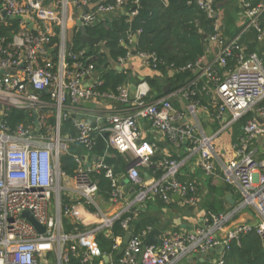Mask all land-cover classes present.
I'll list each match as a JSON object with an SVG mask.
<instances>
[{
	"label": "built area",
	"instance_id": "2783aa9c",
	"mask_svg": "<svg viewBox=\"0 0 264 264\" xmlns=\"http://www.w3.org/2000/svg\"><path fill=\"white\" fill-rule=\"evenodd\" d=\"M127 2L0 0L1 22L17 21L19 27L11 43L0 41V264H43L49 253H55L58 264H70L72 257L79 256L81 263L87 264L102 256L97 237L100 233L110 235L116 222H120L124 236L116 240L114 250L119 251L130 228L134 231L117 264H178L193 257L206 260L220 248L218 258L210 262L226 264L230 243H239L242 234L253 231L250 226L238 227L222 240L229 214H207L202 226L192 231H173L149 245L144 241L152 229L143 236L135 234V223L150 200L170 204L174 196H179L183 206L198 203V186L179 179L181 169L195 157L204 175L216 177L220 172L224 183L239 191L240 209L257 210L261 222L255 230L264 246V157H256L250 149L253 142H261L264 149V52L247 53L243 45L251 32L259 43H264V3L254 5L251 0H242L247 21L236 35L228 36L216 0H196L214 20L215 34L208 46L216 49V57L209 62L205 57L195 66H188L183 71L196 73L204 67L180 89L148 101L151 88L145 80L138 84L134 96L131 83L121 85L116 94L101 92L98 88L103 82L95 78L94 66L77 61L86 51L75 54L73 44H69L68 29L74 27L78 32V19L96 25L124 13ZM4 10L12 20L1 16ZM135 15L136 11L131 13V17ZM54 39H58L57 44H53ZM133 42L120 64L131 57ZM138 54L156 69L154 55ZM233 57L236 64L229 67ZM69 58L74 62L70 63ZM200 81L211 86L212 117L222 122L212 134L201 122L202 115L211 112L196 99ZM174 98L183 102L182 109L175 108ZM112 102H120L122 107L118 109ZM87 103L95 107L90 109ZM101 104L110 109L99 107ZM12 110L24 111L34 121L13 127L8 120ZM250 112L254 118L242 128L244 135L233 143L235 158L227 163L221 159L215 141ZM73 114L96 116L107 127L87 118L75 119ZM68 120H72L77 136L63 140V123ZM144 123L172 145H185L186 159L156 158L159 147L147 140ZM105 132L108 148L124 156L129 164L138 161L126 173L115 172L106 161L108 153H95L98 139ZM69 142L80 144L86 155H75L77 169L73 176L61 168V157L67 153ZM88 159H92L90 163ZM101 171L111 183L108 200L100 196L94 178ZM101 199L113 207L108 213L99 205ZM25 211L45 227L43 233L23 217ZM67 225L71 226L69 232Z\"/></svg>",
	"mask_w": 264,
	"mask_h": 264
},
{
	"label": "trees",
	"instance_id": "16d2710c",
	"mask_svg": "<svg viewBox=\"0 0 264 264\" xmlns=\"http://www.w3.org/2000/svg\"><path fill=\"white\" fill-rule=\"evenodd\" d=\"M251 1L254 5L264 3V0ZM228 2L229 0H216V9H218V5H222L224 8ZM135 11L136 15L131 17V13ZM225 14V23L228 29L229 22H231L230 25H233L234 21L227 16L226 12ZM10 22H1L0 25V41L4 40L5 45L12 42L19 28L17 21ZM238 32L231 34L228 29L227 34L234 36ZM214 34V20L210 19L198 6L196 0H128L125 4L124 13L117 16L112 15L89 30V35L101 39L103 46H83L80 34L76 32L73 37L72 50L75 54L85 50L86 53L83 58L77 61L84 65H93L95 72H101L103 85L98 88L101 92L116 94L121 85L131 82L132 79L128 73L118 71L114 65L119 64L120 59L127 57L132 45L131 42L136 37L137 42L134 45L137 53L154 55L157 60L155 71L164 77V82L154 77L146 78L151 88L147 100L152 101L165 96L163 94L165 85H170L169 93H172L197 77L192 70H183L190 65L195 66L207 57L209 46L203 35H207L209 39ZM249 39L252 43L248 48L244 47L247 53H252L256 51L259 42L255 33H252ZM57 43L58 39H54L53 44ZM69 62L73 63L74 60L69 58ZM149 64L152 66V59ZM235 64L236 60L233 57L229 60V67H234ZM210 87L207 81H200L197 86L196 99L200 100L201 105L208 107L210 112L214 114V109L211 107ZM261 106H264V102ZM252 118H254V113L250 112L234 126V142L239 141V138L244 135L242 128ZM8 120L10 125L14 127L18 123H32L34 118L24 111L12 110ZM66 129L70 130L73 138L77 136V130L73 126L72 120L66 121ZM73 144L77 145L78 143ZM81 149L80 147L79 154ZM95 153L100 156L108 153L110 156L106 157V161L114 167L115 172L118 174L126 173V158L108 148V143L102 136L98 139ZM61 168L65 173L73 176L77 169L75 155L64 154L61 157ZM94 178L98 181L100 196L108 200L111 193V183L105 177L104 171L95 173ZM225 190L234 192V188L229 185L226 189L210 188L204 201L207 214L218 216L228 214L227 205L229 203L224 198ZM138 222L135 223V234L143 236L150 229L157 228V222L152 219ZM70 230L71 226L67 225V231ZM123 236L120 222H116L110 235L100 233L97 237V243L102 256L95 257L87 264H100L104 261V255L111 258L112 261L109 264H117L122 255H118V251L113 248L116 240ZM70 264H82L81 257H72ZM198 264H207V262L202 263L199 260ZM226 264H264V246L255 229L242 234L239 243L236 241L230 243Z\"/></svg>",
	"mask_w": 264,
	"mask_h": 264
},
{
	"label": "crops",
	"instance_id": "0c3cea01",
	"mask_svg": "<svg viewBox=\"0 0 264 264\" xmlns=\"http://www.w3.org/2000/svg\"><path fill=\"white\" fill-rule=\"evenodd\" d=\"M238 4H239L240 11L237 14L238 19L237 21H234L233 25L239 29L238 31H240L244 27L246 20H245V14L243 13V8H242V0H238ZM218 10L222 14L223 16L222 20L226 26V23H225L226 14H225L223 6L218 5ZM227 31L228 29L226 26V34H227ZM251 34L252 32L249 33L246 40L243 41V45L246 46V48H248L249 45L252 43L251 39H249ZM227 35L231 36L230 34H227ZM134 44H135V41L133 42L132 50L136 49ZM101 46L103 45L101 44ZM255 52H258V53L264 52V43H257ZM216 53H217L216 49L211 48V54L210 56L207 55L205 61H208V62L213 61L214 58L216 57ZM131 54H132V51H131ZM114 66L118 71L125 72L130 75L132 81L129 83L131 84L139 76L144 77L145 81H147L146 80L147 77H154V78L159 79L160 81L164 80V77L161 76V74H159L155 70L151 69L146 64V62L139 56L138 53L136 55L132 54L131 57L127 58L123 63L115 64ZM94 76L95 78L101 79V72H95ZM173 105L175 106L176 109L183 108V102L178 98L173 99ZM99 107L110 109V106H107V104H101L99 105ZM113 111L117 112L118 109L113 108ZM89 112L91 114L92 111H89ZM214 121H215V118L212 117V113H207V114L202 115L201 122H205L208 125V128L210 131H211ZM203 128L206 130L204 126ZM150 131H152V129L149 127L147 129V136ZM226 131H229V136H226L228 143H226V145L223 147V150H222L223 158H221L225 162L231 161L235 158V152L233 150V143H235L233 141L234 126ZM224 133L226 132L224 131L217 138H219ZM154 134L157 139L155 143L159 147V153L156 155L157 156L156 158L167 156L175 160L186 159L187 154H186L185 145H182L181 147H176L172 145L171 143H169L166 137L163 136L162 134L156 133V131H154ZM250 149L256 154V157L258 158L264 157V149H263L261 142L251 143ZM80 154L83 157L86 156L83 148L80 150ZM91 160L92 159H88V162L90 163ZM182 169L179 174L180 181L184 183L194 182L198 186L200 198H199L198 203L195 206H183L180 203V199L179 200L174 199L175 201L170 204H165L159 200H150L145 205L144 207L145 209H147L151 203L155 205L154 207L155 211L151 213V215L154 218V220L158 223L157 228L162 232L160 239H162L164 236L168 235L169 233L175 231V229H180L181 231H192L193 229L199 226H202L204 224V219L207 215V212L204 208V201H205L207 194L209 193L210 188L216 187V188L226 189L227 187V184L224 183L222 179V174L220 172H218L216 177L209 178L206 175H204V173L201 171V169L198 166V157H195L194 159H191L190 161H188ZM224 198L229 203L227 207L229 209L228 214L231 215V218H230L229 223L227 224V226L221 233L222 240L225 239V237L228 235L229 232L234 231L238 227L250 226L253 229L258 227V225L261 222V218L257 210L252 207L240 209L241 195L237 189H234V192L225 190ZM231 201H233V203ZM160 202L162 205L159 204ZM216 255H218L217 252L212 254L209 259L210 260L212 258L216 259ZM109 259H110L109 261L110 263L112 260L110 257ZM199 260L202 263L208 262L207 260H204L202 258L198 259L197 257H193L192 259H189V264H198ZM104 264H105V261H104Z\"/></svg>",
	"mask_w": 264,
	"mask_h": 264
},
{
	"label": "water",
	"instance_id": "95a60500",
	"mask_svg": "<svg viewBox=\"0 0 264 264\" xmlns=\"http://www.w3.org/2000/svg\"><path fill=\"white\" fill-rule=\"evenodd\" d=\"M1 16L4 17L5 19H8V20H12L13 17L12 16H9L7 14V12L4 10L1 12ZM117 16V14L115 15ZM94 27V24H83L82 20L78 19L76 21V29L78 30L79 34H80V39H81V42H82V45L83 46H87V47H97V46H100L101 45V39L99 38H94V37H91L89 35V30ZM29 28L30 30H33V26L32 25H29ZM203 37L207 40V44H209V39H208V36L207 35H203ZM134 41H135V45H136V42H137V38L134 37ZM132 54L133 55H136L137 54V51L136 49H133L132 50ZM211 54V49L210 47L207 48V55L210 56ZM120 66V65H119ZM204 66L202 65L201 69H199L195 75L198 76L200 75L201 71H202V68ZM86 80H89V77H86ZM145 80L144 77H137L134 81V83L131 84V95L134 96L135 93H136V90H137V86L140 82H143ZM170 91V85L167 84L165 85L164 89H163V94L164 95H167ZM69 103H70V99H69ZM114 107L120 109L122 107V104L120 102H112L111 103ZM86 106L88 108H91L93 109L95 107V104L94 103H87ZM35 118H37V113L35 112ZM73 118L75 119H79V120H83L85 118H87L89 121L91 122H98L99 124H101L102 128H106L107 127V124L103 121V120H98V117L96 116H85V115H76V114H73ZM256 119L260 122V123H263V120L260 119L258 116H256ZM143 127L145 129H148L149 128V125L144 123L143 124ZM103 137L105 139L108 138V133L105 132ZM138 161H134L132 162L131 164L128 165L127 167V170H129L130 168H132L133 166H135L137 164ZM145 176L147 178H149V175L147 173H145ZM127 184V181L123 182V185ZM174 199L175 200H179V196H174ZM233 203V201H231ZM23 217L26 218L39 232L43 233L44 230H45V227L40 225L39 222L34 218V216L29 212V211H25L23 213ZM133 229L130 228L127 233L125 234V238L123 240V243L121 244V247L118 251V255H122L124 250L126 249V246H127V243L128 241L130 240L132 234H133ZM162 232L158 229V228H155L153 229L148 235L147 237L145 238V241H144V244L145 245H149L151 243H157L159 241V238L161 236ZM222 249H217L216 252H221ZM208 262L210 261V259H206ZM104 261H105V264H108L110 259L108 256H104Z\"/></svg>",
	"mask_w": 264,
	"mask_h": 264
},
{
	"label": "rangeland",
	"instance_id": "374dc122",
	"mask_svg": "<svg viewBox=\"0 0 264 264\" xmlns=\"http://www.w3.org/2000/svg\"><path fill=\"white\" fill-rule=\"evenodd\" d=\"M1 3H0V10H1ZM224 11L227 13V16H229V18L232 20V21H237L238 19V12L240 11L239 9V4H238V0H229V2L227 3V5L224 7ZM243 13L245 14V12L243 11ZM226 19V18H225ZM247 21V20H246ZM16 21H11L10 23H14ZM231 22H229L228 24V29H229V32L231 34H233L234 32H237L239 29L236 28L234 25H230ZM1 19H0V25H1ZM75 28L74 27H69L68 29V37H69V44H73V37H74V34H75ZM254 33V32H252ZM80 51V50H79ZM162 82H164V80H162ZM134 83V81H133ZM51 112V111H50ZM52 124L54 123V120H52L51 122ZM27 124V123H25ZM70 124V123H69ZM238 124V123H237ZM236 124V125H237ZM63 129H62V132H61V135H62V139L63 140H66V137H72L71 135V132L70 130H67L66 129V122L63 123ZM202 125L206 128V131L207 133H215L217 132L221 126H222V122L219 121L217 118L215 119L213 125H212V128H211V131L209 130L208 128V125L205 123V122H202ZM70 126V125H69ZM235 126V125H234ZM226 133H224L223 135H221L219 138H217V140L215 141V146H216V149L218 151V153L220 154L221 158H223V154H222V150H223V147L226 145V143H228L227 139H226V136H229V131H225ZM147 140L151 143H155L157 141L156 139V136L154 134V131H150L148 136H147ZM80 147L82 148V146H80L79 144L77 145H74L73 143L69 142V149L67 151V153H69L70 155L74 156V155H77L79 154V149ZM227 163L229 161H226ZM126 164L128 165L129 162H126ZM183 170V169H182ZM53 202H55V195L53 197ZM107 203L105 201H103L102 199L99 200V205L101 206V208L105 211V212H109L112 210L113 207H111L110 205H106ZM161 204V202L159 203ZM162 205V204H161ZM155 205H153L152 203L150 204V206L145 209L143 208L142 209V212H141V218H139V220L142 222L143 220H146V219H152L154 220V218L152 217L151 213H153L155 211ZM138 220V221H139ZM137 221V222H138ZM139 221V222H140ZM138 222V223H139ZM157 226H158V223H157ZM175 231H181L180 229H175ZM194 256V255H193ZM218 257V255H216V258ZM43 264H58L57 262V259H56V255L55 253H49V255L45 258ZM178 264H189V259H184L182 260L180 263ZM207 264H212L211 262H207Z\"/></svg>",
	"mask_w": 264,
	"mask_h": 264
}]
</instances>
